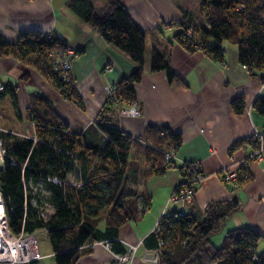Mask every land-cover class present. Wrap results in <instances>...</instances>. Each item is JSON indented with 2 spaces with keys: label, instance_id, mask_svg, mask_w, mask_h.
Returning a JSON list of instances; mask_svg holds the SVG:
<instances>
[{
  "label": "trees",
  "instance_id": "trees-1",
  "mask_svg": "<svg viewBox=\"0 0 264 264\" xmlns=\"http://www.w3.org/2000/svg\"><path fill=\"white\" fill-rule=\"evenodd\" d=\"M105 1L106 9L101 11L93 0L67 1V6L85 23L136 63L129 74L116 82L115 94L120 101L107 102L95 119L103 139L88 143L83 132L74 129L57 113L53 101L38 91L30 93L26 109V117L35 123L37 140L0 130L6 148L0 168V187L10 227L19 232L25 221L28 232L45 228L55 264H77L83 254L91 252V244L101 239H110L113 250L125 252L115 241L119 228L137 219L150 205L146 197L140 209L138 194L130 190L129 185L136 179V156L132 155V148L137 140L123 131L117 120L120 107L129 100H136L135 83L144 72L146 33L121 0ZM199 1L205 24H196L185 17L176 23L180 30L175 37L189 49L203 50L214 59H222L221 43L226 40L236 46L239 61L247 66L251 75L264 79V0ZM189 29L191 36L187 35ZM209 39L214 42L210 43ZM68 47L55 31L20 29L14 41L0 33V56L12 55L34 66L59 87L65 98L81 103L74 85L64 84L52 65ZM150 68L165 70L171 83L181 82L170 66L168 55L156 47L151 52ZM13 89V85L3 84L0 97L11 92L14 101ZM235 103L236 109L241 110L238 101ZM253 107L264 113V97L258 96ZM144 139L164 156L166 150L161 149L179 146L182 136L167 126L150 124L145 129ZM247 143L257 146L256 135L236 140L230 150ZM12 158L16 159V164L11 163ZM239 168L247 169L244 163ZM190 169L194 168L190 166ZM72 170L77 171L78 179L71 183L66 180V174ZM179 170L182 175L193 174V171L186 173L181 165ZM53 175L62 182L49 180ZM23 178L28 184L46 182L48 199L54 208L48 218L38 213L30 201L32 194H29L24 217ZM250 178V173L248 178H240V185ZM240 209L236 198L213 200L203 208L193 198L181 214L176 210L162 216L159 227L147 236L149 245L158 249V260L154 264H264V249L258 250L264 235L251 227L228 228L218 246L212 240V236L224 228L229 216Z\"/></svg>",
  "mask_w": 264,
  "mask_h": 264
},
{
  "label": "crops",
  "instance_id": "crops-1",
  "mask_svg": "<svg viewBox=\"0 0 264 264\" xmlns=\"http://www.w3.org/2000/svg\"><path fill=\"white\" fill-rule=\"evenodd\" d=\"M67 1L0 0V33L8 40H16L20 29L55 31L77 49L72 84L81 97V103L65 98L59 87L34 66L12 55L0 56V81L13 85L15 92L14 101L11 92L0 97V107H6L8 114V119H0V130L21 137L35 135V123L26 117V109L30 93L38 91L53 101L57 113L74 129L83 132L88 143L103 139L95 119L107 103V86L129 74L136 63L95 28L85 30V22L67 6ZM93 1L99 11L106 9L105 0ZM121 1L146 33L144 72L135 83L141 114H119L117 119L119 127L137 140L132 148V155L137 157L136 179L129 185L130 190L138 194L140 209L146 197L150 201L143 214L123 224L115 237L124 249H136L128 264H152L145 256L156 248L149 245L147 236L159 227L162 216L186 210L187 202L170 199L183 180L179 166L185 161L199 163L205 174L194 196L201 208L210 201L231 198L241 205L225 221L221 235H216L213 241L215 244L222 241L229 227L247 226L264 235V158L257 161L252 157L257 146L251 143L230 150L236 140L264 130V113L253 107L258 96L264 97V79L252 76L243 67L236 46L226 40L221 43L222 59H214L203 50L189 49L175 37L180 30L176 23L185 17L196 24H205L199 0ZM154 47L168 55L180 83H171L165 70H151ZM235 101L242 106L241 110L236 109ZM150 124L167 126L181 134L172 163L165 162L164 156L157 153L159 149L144 139ZM242 163L251 178L237 187H229L223 180V172L239 168ZM76 172H68L66 180L75 182ZM53 211V206L47 207L44 218ZM261 241L263 248L260 242L259 251L264 249V239ZM91 247V252L83 254L77 264L111 263L110 254L101 244Z\"/></svg>",
  "mask_w": 264,
  "mask_h": 264
},
{
  "label": "built area",
  "instance_id": "built-area-1",
  "mask_svg": "<svg viewBox=\"0 0 264 264\" xmlns=\"http://www.w3.org/2000/svg\"><path fill=\"white\" fill-rule=\"evenodd\" d=\"M187 35H192V30L187 31ZM79 54L76 48L68 47L67 52L61 56H57L53 62V69L57 72L59 79L65 83H72V65L74 58ZM243 67L247 68L243 64ZM116 83H111L107 86V102H119L120 97L115 94ZM0 89H3V84L0 82ZM119 114L121 115H132L138 116L141 114L140 109L138 108L137 100H129L127 105L120 107ZM258 145L255 151L253 152L252 157L257 161H260L264 158V130H257L255 133ZM33 138L35 141L37 137L34 135ZM178 145L173 146L172 148L164 152V160L167 163H172ZM6 154V148L3 146V140L0 137V161L3 160V155ZM11 163L16 164V159L12 158ZM192 163V164H191ZM25 164V163H24ZM24 166V165H23ZM184 167L185 172L189 173L193 171L192 175H182L183 180L182 184H179L173 194L171 195V200L188 202L191 201L196 192V185H198L202 179L205 177V174L202 170V167L197 162L185 161L181 164ZM192 166L194 169H190ZM223 180L229 185V187H237L240 185V178H248L249 171L247 169L240 168H227L222 174ZM49 180L55 183H61L62 179L56 175L49 176ZM191 181L193 185H191ZM184 182V183H183ZM22 185L24 190V217L27 215V208L29 202V194H32L33 190L38 189V187H45L47 189V194L42 195L41 193L34 192L30 201L32 204L37 207L38 213L45 216V210L47 207L52 206V203L48 199L49 189L46 186V182L41 180L36 184H28L26 180L22 179ZM182 211H179L181 214ZM44 231L45 228L43 229ZM40 239L35 231L28 232L25 229V221H23L21 229L19 232H14L9 224V219L6 210V204L2 188L0 187V264H23V263H32L38 264L42 261L45 254L41 250ZM163 242L160 241V244ZM101 244L105 250L110 254L111 263L110 264H128L135 255V247L127 248L125 252H118L113 250L112 243L110 239H101L93 242L91 245ZM145 259L149 263H156L158 260V249L153 253H149L145 256Z\"/></svg>",
  "mask_w": 264,
  "mask_h": 264
},
{
  "label": "rangeland",
  "instance_id": "rangeland-1",
  "mask_svg": "<svg viewBox=\"0 0 264 264\" xmlns=\"http://www.w3.org/2000/svg\"><path fill=\"white\" fill-rule=\"evenodd\" d=\"M4 108L6 109V107H3V108L0 107V119L6 120V119H8V117H7L8 114H7V112H6V110ZM4 157H5V155H3V160L0 161V167H2L3 164H4ZM135 158L137 159V157H135ZM34 192L41 193L44 196V195L47 194V189L45 187H42V188L38 187V189L32 191V194H34ZM229 228H232V227H229ZM36 233H37V235H38V237H39V239L41 241L40 242V244H41V250L45 254V256L42 259V261L39 262L38 264H55L54 257L51 254L52 250H51L50 243L48 242V238H47L46 232H44L41 229H37L36 230ZM221 233H222L221 230L219 232L215 233L213 235V237H212V240L215 241L216 240V237H217L216 235H221ZM221 242L218 243V244H216V245L217 246L220 245ZM260 244H261L260 248H263V241H261Z\"/></svg>",
  "mask_w": 264,
  "mask_h": 264
},
{
  "label": "water",
  "instance_id": "water-1",
  "mask_svg": "<svg viewBox=\"0 0 264 264\" xmlns=\"http://www.w3.org/2000/svg\"><path fill=\"white\" fill-rule=\"evenodd\" d=\"M85 30L89 31L91 30V26L87 23H85L84 27H83ZM1 168V167H0Z\"/></svg>",
  "mask_w": 264,
  "mask_h": 264
}]
</instances>
